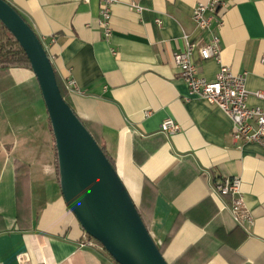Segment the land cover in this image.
<instances>
[{
	"label": "crops",
	"instance_id": "0c3cea01",
	"mask_svg": "<svg viewBox=\"0 0 264 264\" xmlns=\"http://www.w3.org/2000/svg\"><path fill=\"white\" fill-rule=\"evenodd\" d=\"M6 1L43 43L67 102L97 133L166 261L264 264V148L233 137L228 116L191 94L174 64L186 41L206 40L192 19L206 0H112L108 38L98 23L103 0ZM215 16L220 62L245 73L249 92L264 91V0H220ZM194 57L212 79L220 63ZM167 117L178 132L160 131ZM232 176L250 224H237L229 196L215 191ZM85 233L61 194L37 80L13 67L0 78V264H118L82 244Z\"/></svg>",
	"mask_w": 264,
	"mask_h": 264
},
{
	"label": "water",
	"instance_id": "95a60500",
	"mask_svg": "<svg viewBox=\"0 0 264 264\" xmlns=\"http://www.w3.org/2000/svg\"><path fill=\"white\" fill-rule=\"evenodd\" d=\"M0 22L24 51L37 80L54 138L61 194L82 229L118 264H169L116 169L63 98L33 28L6 0H0Z\"/></svg>",
	"mask_w": 264,
	"mask_h": 264
},
{
	"label": "built area",
	"instance_id": "2783aa9c",
	"mask_svg": "<svg viewBox=\"0 0 264 264\" xmlns=\"http://www.w3.org/2000/svg\"><path fill=\"white\" fill-rule=\"evenodd\" d=\"M112 0H103L100 9L99 25L103 36L110 37V6ZM220 0H206L198 2L192 8V19L200 30L206 32V40L186 41L182 51L174 53V64L179 70L180 78L186 83L191 94L196 95L209 105L217 107L232 122L231 134L235 138L247 142H255L264 148V105H254L248 102V96L253 95L259 100H264V91L249 92L245 87V73H234L231 68L220 62V37L216 29L222 20L215 16ZM137 11L141 7L132 4ZM213 21L216 26L212 27ZM197 52L199 60L214 59L220 63L219 69L212 79L201 76L194 57ZM260 61L264 63V54ZM66 88L71 92H80L71 79L65 82ZM180 126L173 118L167 117L161 121L160 131L165 134L178 132ZM215 191L218 194L229 196L230 211L234 221L239 225L250 224L253 221L251 213L245 207L241 191V180L238 176L224 177L215 182ZM82 244L102 247L99 242L85 233Z\"/></svg>",
	"mask_w": 264,
	"mask_h": 264
},
{
	"label": "trees",
	"instance_id": "16d2710c",
	"mask_svg": "<svg viewBox=\"0 0 264 264\" xmlns=\"http://www.w3.org/2000/svg\"><path fill=\"white\" fill-rule=\"evenodd\" d=\"M13 67H26V68H28V69L31 70L30 63H29V61H28V59H27L24 51L21 49V47L19 46V44L17 43V41L11 35V33L0 22V78L3 77L4 75H6L9 72V70L11 68H13ZM54 72H55V77H56V81H57V84L59 86L60 92H61L63 98L66 100L67 91L64 88L63 84L59 81L58 76H57L55 70H54ZM80 121L83 123V121L81 119H80ZM84 126L91 133V135L96 140V142L98 143V145L101 147V149L103 150L104 154L106 155V157L108 158V160L110 161V163L115 168L113 159L108 155V153L105 151L104 147L101 145L97 133L91 131L85 124H84ZM54 155H55L56 172H57L58 179H59V173H58V166H57V158H56V149H55V146H54ZM158 248H159V250L162 253V247L161 246H158Z\"/></svg>",
	"mask_w": 264,
	"mask_h": 264
}]
</instances>
